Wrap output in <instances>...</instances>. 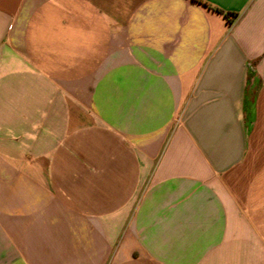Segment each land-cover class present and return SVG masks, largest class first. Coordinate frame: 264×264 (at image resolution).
Here are the masks:
<instances>
[{"label": "crops", "instance_id": "0c3cea01", "mask_svg": "<svg viewBox=\"0 0 264 264\" xmlns=\"http://www.w3.org/2000/svg\"><path fill=\"white\" fill-rule=\"evenodd\" d=\"M201 1L0 0V264H264V0Z\"/></svg>", "mask_w": 264, "mask_h": 264}, {"label": "trees", "instance_id": "16d2710c", "mask_svg": "<svg viewBox=\"0 0 264 264\" xmlns=\"http://www.w3.org/2000/svg\"><path fill=\"white\" fill-rule=\"evenodd\" d=\"M195 1H197L198 3H200V4L204 5V6H207V7L211 8V9L215 10L218 13H221V14L223 13L221 10H219V9H217L215 7H212V6H210L209 4H207L205 2H202L201 0H195ZM225 16H231L232 17V16H234V14L226 13Z\"/></svg>", "mask_w": 264, "mask_h": 264}]
</instances>
